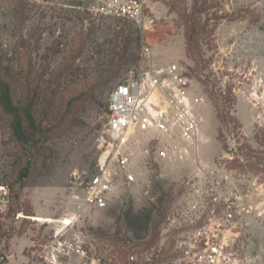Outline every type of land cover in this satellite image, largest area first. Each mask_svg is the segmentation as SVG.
I'll list each match as a JSON object with an SVG mask.
<instances>
[{"label":"rangeland","instance_id":"1","mask_svg":"<svg viewBox=\"0 0 264 264\" xmlns=\"http://www.w3.org/2000/svg\"><path fill=\"white\" fill-rule=\"evenodd\" d=\"M24 1L18 37L13 0H0V51L23 77L31 68L36 79L20 81L15 102L31 101L35 121L48 129L49 117L54 132L23 145L0 111V264H187L176 242L190 240L227 242L223 264H264V0H138L139 23L106 15L99 0ZM169 64L205 98L198 148L167 163L157 158L162 139L136 132L126 149L134 182L113 161L106 207L85 205L109 92ZM54 241L72 251L54 253Z\"/></svg>","mask_w":264,"mask_h":264},{"label":"built area","instance_id":"2","mask_svg":"<svg viewBox=\"0 0 264 264\" xmlns=\"http://www.w3.org/2000/svg\"><path fill=\"white\" fill-rule=\"evenodd\" d=\"M109 10L106 15L139 23L144 18L143 5L138 0H99ZM149 48L143 49L148 56ZM205 104V98L195 94L185 70L178 64L164 68L146 67L137 76L117 82L107 97L103 156L96 173L82 184L83 202L89 207L104 209L113 190L112 162L118 164L120 174L128 184L134 182L129 170L126 149L136 132H152L162 139L156 146L157 158L167 163L182 161L189 149L199 145L196 110ZM196 164L200 161L196 159ZM8 190L0 186V207L5 205ZM215 201L216 199L213 198ZM198 205H187L194 212ZM231 218L227 211L225 220ZM225 241H177L176 251L187 264H223ZM53 252L72 251L68 241H54ZM85 256L81 248L75 251Z\"/></svg>","mask_w":264,"mask_h":264},{"label":"trees","instance_id":"3","mask_svg":"<svg viewBox=\"0 0 264 264\" xmlns=\"http://www.w3.org/2000/svg\"><path fill=\"white\" fill-rule=\"evenodd\" d=\"M12 18L14 20L13 31L19 36H21L24 24L27 20V3L24 0H13L12 2ZM6 59L7 56L2 54L0 51V111L8 115L11 118L10 128L12 135L16 141L23 145L31 146L35 148L37 144L41 142L47 134H50L51 130L54 132V124L51 123L50 118H47V121L50 122L49 128L40 127V123L35 121L33 116V107L30 103L27 102L26 107L23 109L19 107L15 102V88L20 85V81H24V78L29 82L34 81L36 77L30 72L28 75H22V68L18 61L15 65L6 64L3 59ZM75 58V57H74ZM73 58V59H74ZM8 61V58H7ZM118 72V68L109 72V77L112 78ZM33 76V77H31ZM109 78V79H110ZM96 83V87L101 88L105 87V83ZM61 122L56 125H60ZM57 128V127H56ZM59 128V126H58ZM26 167L24 172H22V177L27 176ZM163 214V213H162ZM163 215L161 216V220Z\"/></svg>","mask_w":264,"mask_h":264}]
</instances>
